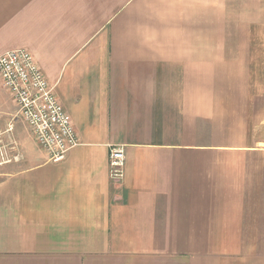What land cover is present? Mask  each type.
Segmentation results:
<instances>
[{
    "label": "crops",
    "instance_id": "1",
    "mask_svg": "<svg viewBox=\"0 0 264 264\" xmlns=\"http://www.w3.org/2000/svg\"><path fill=\"white\" fill-rule=\"evenodd\" d=\"M18 49L79 145L52 162L0 77V264H264V0H0Z\"/></svg>",
    "mask_w": 264,
    "mask_h": 264
},
{
    "label": "built area",
    "instance_id": "2",
    "mask_svg": "<svg viewBox=\"0 0 264 264\" xmlns=\"http://www.w3.org/2000/svg\"><path fill=\"white\" fill-rule=\"evenodd\" d=\"M0 77L18 108L16 120L22 119L27 124L52 162L64 161L79 145V139L70 115L31 52L18 49L0 54ZM1 143L0 139V166L7 155ZM126 165L124 148H112L109 175L113 183L120 184L125 180Z\"/></svg>",
    "mask_w": 264,
    "mask_h": 264
},
{
    "label": "rangeland",
    "instance_id": "3",
    "mask_svg": "<svg viewBox=\"0 0 264 264\" xmlns=\"http://www.w3.org/2000/svg\"><path fill=\"white\" fill-rule=\"evenodd\" d=\"M261 133H263V131ZM254 244H255V249L258 253H264V242H257Z\"/></svg>",
    "mask_w": 264,
    "mask_h": 264
}]
</instances>
